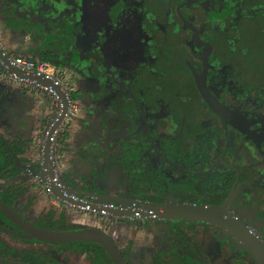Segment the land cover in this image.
Here are the masks:
<instances>
[{"label": "flooded vegetation", "instance_id": "1", "mask_svg": "<svg viewBox=\"0 0 264 264\" xmlns=\"http://www.w3.org/2000/svg\"><path fill=\"white\" fill-rule=\"evenodd\" d=\"M102 1L104 4L101 3V0H0L1 28L4 30V33L7 30H11L16 36L22 35V44L24 42L26 43L28 40L29 45H26L24 52L20 56L33 60H39L37 48L42 46L45 42L40 38H34L25 30L15 31L12 28H6L5 21L7 15L2 13L4 10L9 9L24 18L40 21V23H43V32L48 33V35L55 31L59 34L65 33V37L73 43L72 50H68L66 52V57H64V59L62 58V61L57 65L52 63L48 64L50 67L53 66L56 68L63 63L70 64L72 68L82 64L83 70L81 71V75H83L82 77L85 79L83 81L86 85H82L80 88L75 89L70 86L69 88H66L65 91L68 93V89L78 92L79 95H84L86 93H80L76 89L83 90L84 88H93V91L97 92L99 90L97 77L99 78L100 76L105 78L104 81H106V83L108 82L110 85L109 97L120 92L118 90L116 91V89L123 90V92L121 91L123 98L128 94L135 95L141 93L145 96L147 94L145 98L147 100L149 99V102L146 103V106L139 103L133 108L138 111L141 110V115L139 114L141 118H137L139 119L141 126L140 129H143L146 132L149 131V126L145 122V118L147 119V116L150 114L151 104L155 99L154 93L156 90V88L149 86L148 83H150V80H153L152 78L154 76L161 75L162 81L171 82L177 89V94L179 93L180 96L184 97L181 100L179 99V101H176L175 99V102H177V112L179 109L180 114H184L181 116L178 113L177 118L184 120L187 117L185 114L186 112H189V110H193L196 107L204 108L209 119L203 121L201 130L204 133L207 132L208 128L211 126L210 121L212 119H215L212 122V125L219 121L225 138L224 148L215 159L216 161L213 166L207 170L198 171L196 168H190L192 163L190 161L188 163L187 161L188 167L178 171L183 174L206 176L213 173L215 171L214 168L217 167L225 171L231 170L233 176L230 179L231 182L225 199L215 205L210 202H205L204 199L201 200L199 205H223L222 208L225 212L237 217L238 220L246 226L249 233L257 239H260L264 244V70L251 68L252 64L247 65L248 60L258 62L264 61V36H259L256 32V30L264 32V12L259 11L262 7V0H256L255 3L248 1V3L243 4V6H234L235 9L233 11L235 13L245 12L246 15H241L239 18H237V15L235 17L230 15L225 36L222 40L225 43V52L220 53V55L217 54L221 66L218 72L214 73V76L209 72V60L213 52L211 38H205L202 34L203 29L193 20L191 13L186 11V7L193 3L194 0ZM242 2H244V0H242ZM99 3L101 4L100 7ZM229 6L227 5V14L232 11ZM90 13L92 14V19L88 21L87 15ZM181 15L195 27L200 41L203 42L202 44L197 43L194 38L193 30L182 20ZM63 17L68 18L67 25H63L61 28L52 25ZM178 19L189 29L190 34L184 36V39L179 38L180 41L177 42V47H171V44L167 46L171 40L175 42V33L168 31L170 34L169 39H162L159 35L157 38L152 34V31L155 30H160L158 31L160 33L165 32L166 29H168V26L170 27L176 24ZM251 20L256 21L253 26H249ZM85 21H87V23ZM251 30H254L255 32L254 35L249 37L245 32H250ZM176 35H179V33H176ZM87 41H89V47L88 45H84ZM207 44L210 46V51L207 56V65L204 69V55L207 49ZM247 44H253L250 48L254 50L253 53L246 51ZM183 45L190 46V49L189 47L185 48ZM229 46L231 47L230 50ZM0 47L9 56H14L16 53L14 50L7 52L1 43ZM92 49H97V51H100L103 55L101 60L103 66L100 67V70L97 68L98 71H96L97 73L94 72V76L96 75L94 78L85 74V69L89 66L87 56ZM127 49H130V51H128L130 54L128 59L123 61L122 58L124 57H122L121 54L123 51H127ZM172 49L175 50L171 55L173 56L172 64L171 67L166 68L165 60L167 62V59L170 57L169 53ZM252 55H254L255 59L252 58ZM198 56L201 59L199 67L196 63ZM203 73L204 75H202ZM60 76L68 80V77L65 74L61 73ZM215 76H217V78ZM202 78L205 89L201 83ZM115 81H117L119 88H113V86H111ZM163 95L166 97L165 94ZM173 96H175V94ZM211 98L217 103L219 111L216 109ZM89 99L82 97L77 100ZM74 101L76 103V100ZM153 102L155 105H162L163 103L162 100H156ZM73 109L76 110L78 117L80 108L75 106ZM0 118L2 120L6 117L0 116ZM159 119H167V117L160 116ZM223 121L225 122V127ZM200 133L202 134V132L197 133V137ZM0 134L5 136L1 130ZM55 145L56 143L54 142V148ZM59 152H61V150L56 154ZM202 153L203 150H200L199 154ZM213 153H211V155ZM53 158L56 159L55 156ZM57 161L60 162V160ZM28 162L29 163L27 164L34 166L37 161L30 163L28 160ZM58 162L57 165L59 166L60 163ZM164 163L165 161L162 160L160 163L161 168L164 166ZM173 168L178 169L177 165ZM28 175L36 178L34 174ZM113 175H118L117 177L120 178V171L118 168L115 169ZM25 176H22V178H25ZM106 181L109 182L110 180ZM202 181L206 183V180ZM122 182L125 188L127 184L126 179L122 180ZM1 183L2 181L0 180V184ZM245 183H249L255 188L253 189V197L246 196L245 192L250 190L249 185ZM78 190L80 191L82 189ZM122 198L152 203H167L161 200L152 201L147 196H130ZM169 201L170 202L167 204H180L177 202L178 199L176 195H173ZM28 203L30 204V202ZM17 204L18 203L15 204L14 208L5 205L20 217L37 225L34 221V218L37 215L34 217L26 216L25 207L20 209L17 207ZM183 205L189 204L186 203ZM0 212V232L11 236L14 240H19L18 244L15 245L14 240H3L0 235V264H29L27 262L13 259L20 258V252H30L34 251L33 249H36L35 251H38L41 254L33 255L37 258V260L33 262L36 264H41L42 262L43 264H64V260L68 258L67 255L74 253H81L83 256H86L91 260L90 264H114L107 250L97 242L92 246L75 245L66 247L62 245L61 247L57 246L59 243H44L16 236L9 231L21 234H24L25 231L12 222L1 210ZM113 217L111 219L104 216H101L100 218L98 217L101 223L100 227L85 228H98L103 230L113 240L125 261L126 259L124 258L123 253L129 249L130 262L126 261L127 264H153L155 262L154 255L158 250L167 251L172 247H178L177 243L171 242V230L178 222L169 221L173 223V225L169 226L167 231L162 229V234L158 233V231L153 232V236H155L152 239L155 237L158 238L159 234L162 238L164 235H166L167 238L165 239L164 237V241H161L160 238L159 241L160 244H162H156L155 249L148 247L143 250L141 249V244L139 245L141 239L137 236L141 231L140 224L145 225L149 220L136 221L120 217H116L115 220H112ZM120 219H123L125 222H121ZM181 223H183V221H181ZM131 224L132 226H130ZM156 224H158V222H156ZM67 225L71 226L68 227ZM199 225L201 226L200 229L208 228L207 225ZM115 226L119 227L116 228ZM195 227L196 224L190 223L189 230L185 229L186 231H184V233L186 236L181 239L188 238L187 241L190 245L184 241V245H180V252H176L177 255L187 252L191 257L198 259V255L200 254L199 257L203 259V264H254L252 261L255 262V260L249 255L245 247L236 237L233 236V234L222 230L217 226L218 230L213 232L214 235L219 236L220 240H225L227 236L229 237L227 245L220 247L218 239L216 238L213 240L207 238L205 241H203L205 237L201 239L191 238V236L194 235L192 230ZM63 228L64 229L58 231L83 229L68 224L66 218ZM110 230H114L118 237H115L114 233L110 232ZM204 230H207L208 232L213 231V229ZM122 231H130L128 232L130 233V240L128 241V244H125L124 246L117 244V240L120 237L119 233ZM258 234H262V236H259ZM24 241L30 243L35 242L36 244H39V246L37 245L34 248L29 247L28 245L33 243L29 244ZM20 244H26L27 246H20ZM47 244H55L57 247L45 249V247L40 246H46ZM89 247H92V249ZM2 249L7 252H12L16 256L7 257L6 255H2ZM244 252H246L247 255ZM161 258L165 259L164 254ZM235 258H238V260L235 261ZM240 258L244 261H241ZM230 260L234 261L231 262ZM15 261H18V263Z\"/></svg>", "mask_w": 264, "mask_h": 264}, {"label": "trees", "instance_id": "2", "mask_svg": "<svg viewBox=\"0 0 264 264\" xmlns=\"http://www.w3.org/2000/svg\"><path fill=\"white\" fill-rule=\"evenodd\" d=\"M248 1L255 3L256 0H244V2H242V0H194L193 3L186 7V11L191 13L193 20L203 29L202 34L205 38H211L210 40L213 43V52L209 60V72L213 76L215 72H218L221 66L217 54L220 55V53L225 52V43L222 40L225 36L230 15H233L234 17L237 15V18L241 15H246L245 12H236V14L233 11L235 9L234 6H243V4L248 3ZM227 5H230L229 8L232 10L229 14H227ZM261 6L262 7L259 11L264 12V0H262ZM2 13L7 15L5 21L6 28H12L15 31L25 30L29 35L34 38H40L45 42L42 46L37 48L39 61L57 65L62 61V58L64 59V57H66V52L72 50L73 43L65 37V33L59 34L55 31L48 35V33L43 32V23H40V21L24 18L9 9L4 10ZM67 22L68 18L63 17L52 25L61 28L63 25H67ZM255 23L256 21L251 20L249 26H253ZM158 31H152V34L157 38L159 35L162 39L170 38L168 31L175 33V42L171 40V42L167 44V46L171 44V47L174 48L177 47V42L180 41L179 38L184 39V36L190 34L189 29L183 25L179 19L176 24L170 27L168 26V29H166L165 32L160 33ZM254 32V30H251L250 32L246 31L245 34L250 37L251 35H254ZM256 32L259 36H264V32H260V30H256ZM176 33H179V35H176ZM252 45L253 44H248V48L246 47L247 52H254L253 49H250ZM183 46L185 48L189 47L190 49V46ZM230 49L231 47L229 46V50ZM174 52L175 50L172 49L169 53L170 57L167 59V62L165 60L166 68L171 67L173 60V56L171 55ZM87 58L89 66L85 69V74L94 78L96 76H94V72L98 71L97 68L100 70V67L103 66L101 64L103 55L100 51H97V49H92L89 51ZM252 58L255 59L254 55H252ZM196 63L199 67L201 63L199 56L197 57ZM0 74L8 73L2 70L0 66ZM215 77L217 78V76ZM9 78H11V81H18L22 86L33 85L16 80L12 76ZM152 79L153 80H150L148 85L156 88L154 93L155 99L153 101L162 100L163 103L162 105H155L152 101L150 114L147 116V119L145 118V122L149 126L148 132L140 129L139 119L141 118V110L138 111L137 109H133L139 103L146 106V103L149 102V99L147 100L145 98L147 94L146 96L141 93L135 95L128 94L123 98V90L116 89V91L118 90L120 92L109 97L110 85L108 82L106 83V81H104L105 78L100 76L99 78L97 77L99 85V90L97 92L93 91L89 94L79 95L78 92L67 89L71 103L82 97H85L86 99H89L90 97V101L98 103L101 108L99 109L101 114V124L95 129V133L91 134V139L89 141L86 140L85 143L81 145L83 151L90 156V162L93 164L96 163V167H102L100 171L101 175L99 177L100 180H110L115 169H119L120 180L122 181L126 179L127 181L126 187L124 188V197L147 196L152 201L161 200L169 203L171 197L176 195L178 199L177 202L182 205L187 203L191 206H198L201 200L204 199L205 202H210L213 205L223 201L227 196L229 184L231 182L230 179L233 176L231 170L225 171L215 165L217 167L214 168L215 171L206 176L183 174L178 171L187 168L189 161L192 163L190 168H196L198 171H205L213 166L216 161L215 159L222 151L225 144V138L219 121L216 120L217 122L212 125V122L215 120L212 119L210 121L212 127L210 126L207 132L204 133L201 130L202 123L204 120L209 119L204 108L196 107L193 110H189V112H186L185 116L187 117L184 120L177 118L178 113L180 114V112L179 109L178 112L176 110L177 102H175V99L176 101H179V99L181 100L184 97L180 96L179 93L177 94V89L171 82L162 81L161 75L154 76ZM33 86L45 90L40 86ZM111 86H113V88H119L117 81L113 82ZM25 89L26 88H24V91ZM51 94L56 97L55 99H58L56 94ZM163 94H165L166 97H164ZM174 94L175 96H173ZM58 109H60V107ZM55 111L56 108L53 107L48 115L51 120L57 116ZM183 115L184 114L182 113L181 116ZM160 116H165L167 119H159ZM137 117H139V119ZM77 118L76 110L71 108L56 131L54 138L56 143L53 150L54 154L61 150L60 144L64 143L65 139L68 137L66 130L70 125L69 120ZM199 132H202V134L200 133L197 137V133ZM27 150L28 144L25 138H8L0 134V180L2 181L0 184V199L11 208H14L15 204L18 203L22 195L28 190L16 180L23 179L22 176L27 174H33L30 165L27 164L29 163L27 158L24 157ZM200 150H203L202 154H199ZM211 153L213 154L211 155ZM162 160L165 161L164 166L166 167L163 166L161 168L160 163ZM53 161L54 165L58 162L56 159ZM175 165H177L178 169L173 168ZM31 166L33 169L40 168V165L37 163H35L34 166ZM202 180H206V183ZM249 183H245L249 185L250 190L245 192V194L246 196L253 197V189L255 188ZM64 188H69V185L65 184ZM77 192H81V194H76L77 196H83L82 198H87L89 200H96L95 197L97 194H94L95 196L90 195L89 197V195L86 196L85 194H92L91 192L84 190H77ZM104 202L113 201L107 200ZM34 221L38 226L44 228L62 230L64 228L61 227L60 224H64L65 217H63V215L56 216L55 209L53 210V208H51L47 214L36 216ZM48 222L51 224L48 225ZM190 223L196 224V227L192 230L194 235H192L191 238L201 239L205 237L203 241L207 238H211V240L216 238L218 239L220 247L227 245L229 239L228 236L225 240H220L219 236L214 235L213 232L218 230L217 226L212 225L209 222L204 224L196 221H183V223L180 221L176 223L175 227L171 230V242L177 243L178 247H172L167 251L158 250L154 255L155 262L153 264H203V259L199 257L200 254L198 255V259H195L187 252L181 253L180 255H177L176 253L180 252V245H184V241L190 245L187 241L188 238L181 239L186 236L184 231L189 230ZM199 224L207 225L208 228L200 229L201 226ZM204 229H213V231L208 232ZM27 243H33L31 244L33 245V248L37 246L35 242ZM68 243H75V245L80 246L95 244V242L84 241L59 244L65 246V244ZM3 249L1 250L2 255H6L7 257L16 256L14 253L7 252ZM33 250L34 251L30 252L22 251L19 253L21 259L14 258L13 260L36 264L33 262H35L37 258L33 255L41 254L38 251H35L36 249ZM128 251L129 249L123 253V256L127 262H130V254ZM244 253L247 255L246 252ZM163 254L165 259L161 258ZM240 259L241 261H244L242 258ZM234 260L237 261L238 258H235ZM234 260L230 261L233 262ZM15 262L18 263V261ZM252 262L256 264L254 261ZM41 264H43V262Z\"/></svg>", "mask_w": 264, "mask_h": 264}, {"label": "water", "instance_id": "3", "mask_svg": "<svg viewBox=\"0 0 264 264\" xmlns=\"http://www.w3.org/2000/svg\"><path fill=\"white\" fill-rule=\"evenodd\" d=\"M182 20L187 23L194 33V38L198 44H202L195 27L189 23L182 15ZM206 44V43H205ZM210 51V46L207 44V49L204 55V69L207 65V56ZM0 66L2 70L6 71L10 76L16 80L23 81L25 83L40 86L43 89L54 93L60 100V109L57 116L54 118L50 127L47 130L46 136L43 140L41 148L42 156L36 163L40 165L39 169H33L30 166L33 174L36 178L42 182L46 190L56 198L58 201L72 204L73 206H86L99 210L105 203L104 201H113L116 206L115 209L110 212L111 216H116L124 219L131 220H163V221H196L200 223L209 222L215 226H218L222 230H225L234 237L245 247L249 255L255 260L257 264H264V244L260 239H257L251 233H249L246 226H244L237 217L225 212L222 208L223 205L209 206L208 204H201L199 206L180 205L176 203H152L141 200H133L129 198H119L116 196H104L96 195V199L101 201L89 200L82 198L76 194L75 188H64L65 183L61 181L58 176V171L54 165V137L57 129L61 125L62 121L69 112L71 100L68 93L62 88L59 82L53 79L51 76L44 74H36L35 72H29L21 68L18 65L13 64L12 56L7 55L0 47ZM204 75V73L202 74ZM201 83L205 89L203 78ZM216 109L219 111L217 103L211 98ZM225 127V122L223 121ZM86 196L94 194H85ZM95 196V195H94ZM112 202V203H113ZM0 210L18 227L25 231L21 233H10L44 243H60L67 241H94L101 244L109 253L114 264H127L119 253L113 240L101 229L98 228H83L79 230H51L39 227L33 223L25 220L17 215L9 207H7L0 200Z\"/></svg>", "mask_w": 264, "mask_h": 264}, {"label": "rangeland", "instance_id": "4", "mask_svg": "<svg viewBox=\"0 0 264 264\" xmlns=\"http://www.w3.org/2000/svg\"><path fill=\"white\" fill-rule=\"evenodd\" d=\"M101 3L104 4V2L101 0ZM100 3H99V7H100ZM87 20L90 21L92 19V14H88L87 15ZM87 23V21H85ZM84 22V23H85ZM85 23V24H86ZM0 30H1V20H0ZM6 35H2L1 38H4ZM15 36V34H12L10 36L11 39H13ZM19 38V37H18ZM17 38V39H18ZM7 38H5L6 40ZM9 39V40H11ZM89 41H87L84 45H88L89 47ZM28 43V42H27ZM246 47L248 48V44L246 45ZM130 49H127V51H123L121 56L124 57L122 58L123 61H126L129 57V52ZM247 62V61H246ZM248 64H252L251 68H258V69H262L264 70V61H253V60H248L247 65ZM82 64L80 66L77 67H73L75 69H73L71 67L70 64L68 63H63L61 66L59 67H53L51 66V70H49V75L57 80L60 85L63 87L64 90H66V88H69L70 86L72 88H80L82 85H85V82L83 80H85L81 75V71L82 69ZM249 67V66H248ZM63 73L68 77V80L62 78L60 76V74ZM80 75V76H79ZM11 85V86H10ZM33 87V85H31ZM17 88L15 86H13L11 83L8 82V80L5 77H0V116H4L6 118L2 119L0 118V130L1 132H3V134L6 137H20L22 136L23 138L27 137V139H31L30 141L27 142H33L34 144L30 143L29 149L27 150L26 154H27V160L31 162H36L38 160H40V157L42 156V145H43V140L46 136L47 130L50 127L51 123L53 122V120L51 121V118L49 119L46 113H38L36 112L33 116L32 114V108H31V103L32 102H36L34 101L32 98L34 97L33 95H31L30 93L25 97L20 96L19 93H21V95H25V93H22L21 91L16 90ZM56 96V95H55ZM56 98V97H54ZM58 98V97H57ZM59 99V98H58ZM55 99V101L57 102L56 105H54V107L56 108V113L58 114L59 112V100ZM74 105L70 104V108H74ZM70 110V109H69ZM30 117V119L27 120L26 117ZM94 123H96L97 125L99 124V121L97 119H93ZM24 121V122H23ZM20 122H23V125H20ZM141 127V126H140ZM143 130V129H142ZM56 133L53 135V137L55 138ZM75 134L72 135V137H74ZM69 139V138H68ZM55 142V139H53ZM67 140V139H66ZM71 141V139L69 140ZM61 146V152H59L58 154L55 153V158L57 160H62L63 157H67L69 152L67 148L65 147V144H60ZM60 163V162H58ZM57 171H58V176L60 177L61 181L66 183L65 181H67V177L65 174L61 175L60 172V165L58 166L57 163L55 165ZM63 168V167H62ZM63 170V169H62ZM64 171V170H63ZM62 171V172H63ZM63 173H67L63 172ZM70 173V172H68ZM116 177L118 175H115ZM74 180H76L78 178V175L74 178V176H71ZM81 180V179H79ZM17 182L21 183L24 187H26L28 190L26 192V194L22 195V197L19 199V202L17 204L18 208H24L26 209L25 211V215L28 217H34V216H38V215H45L47 214V212H49V210L51 208H53V210L55 209L56 211V216L57 215H63V217L65 218H69L70 212L66 211V208L64 205L67 206H71L74 208V212H80V208L73 206L72 204L69 203H64L61 201H58L57 199H53L51 197V194L46 190L45 186L42 184V182L35 178V177H31L30 175H26L25 178L21 179V180H16ZM71 181V180H70ZM70 185L73 182H67ZM105 184V183H104ZM68 185V184H67ZM111 184H107L106 186H110ZM104 187V186H99V188ZM95 188L97 189V185L95 186ZM106 190L107 187H106ZM101 191H105V188H102ZM112 193H114V191L112 190ZM30 202V204L28 203ZM61 202V203H60ZM29 204V205H28ZM83 212H87L84 211ZM69 214V215H67ZM93 214V213H92ZM98 213H94L93 215L95 217H101V215H97ZM105 217H109L110 219L113 217L109 216H105ZM116 216L113 217L112 220H115ZM156 222H158V224H156ZM162 222H166V223H162ZM51 224L50 222H48V225ZM151 224H155L157 228H155L154 225ZM163 224V225H162ZM61 227H63L64 224L61 223L60 224ZM161 225L163 226V229H165L167 231V229L169 228V226L173 225V223L169 222V221H155V220H149L147 224L145 225H141L143 226V230L141 228V231L138 233V235H140V239H141V249H146L148 247H151V249H155L156 244H160V238L161 241H164V237L165 239L167 238L166 235L162 236L159 234L158 238H154L152 239L153 236V232L158 231V233H161ZM68 227H70L71 225H67ZM160 227V228H159ZM164 231V230H163ZM110 232L114 233L115 237H118L116 235V233L114 232V230H110ZM130 231H122L121 233H119V238L117 240V244L120 246H124L125 244H128V241L130 240V233H128ZM162 234V233H161ZM0 235L2 237V239L6 240V241H10V240H14V238H12L11 236L5 234V233H1ZM259 236H262V234H258ZM15 245L18 244L19 240L16 239L14 240ZM162 244V243H161ZM160 244V245H161ZM22 244H20L21 246ZM39 246V244H36ZM22 246H27L26 244L22 245ZM29 247H33V245H28ZM46 248H55L57 246H61L62 244L59 245H55V244H47L45 245H40ZM65 246L69 247V246H75V243L72 244H65ZM92 246V245H91ZM90 249H92V247H89ZM64 255V254H63ZM65 256V255H64ZM68 258H66L64 260V264H90V259H88L86 256H83L81 253H74V254H68L67 255ZM94 260V259H93ZM93 263V262H92Z\"/></svg>", "mask_w": 264, "mask_h": 264}, {"label": "crops", "instance_id": "5", "mask_svg": "<svg viewBox=\"0 0 264 264\" xmlns=\"http://www.w3.org/2000/svg\"><path fill=\"white\" fill-rule=\"evenodd\" d=\"M12 34H15V33L11 30H7L4 33V30L1 28L0 43L7 52H9L10 50H14L16 52L14 57L20 56L24 52L26 45H29V42L27 40L26 43L24 42L22 44V41H21L22 35L16 36L15 34L14 38L11 39L10 36ZM2 35H6V36L4 38H1ZM5 38L7 39L5 40ZM0 77H5L9 83H11L13 86L17 88L16 90L21 91L22 93H25V95L23 94L21 95V93H19L20 96L25 97L26 94L28 95L29 93L34 96L32 99L36 102L31 103V108H32L31 111H32L33 116L36 112L38 113L44 112L47 115H49V113L51 112V109L54 107V105L57 104L54 96H52V94L48 91L41 90L40 88H37L35 86L33 87L26 86V85L22 86V84H20L18 81H11L10 80L11 78H9L10 76L8 74H0ZM24 88H26L25 91H24ZM76 90L79 91L80 93H86V94L93 92V88H90V89L84 88L83 90H80V89H76ZM71 105L79 107L80 113L77 119L69 120L70 125L68 126L66 130L68 137L66 138L67 140L65 139L64 141V144H65L64 148L68 149L69 154L67 157L64 156L63 159L60 160L61 167H59L61 175L65 174L67 177V181H65L66 182L65 184H68L69 187L71 188H75L77 190L82 189L84 191L91 192L93 194L124 197L125 196L124 184H122L123 182L120 180V178L113 175L111 176L109 182L105 180H100L99 177L101 175L100 171L102 167L100 168L96 167L97 165L96 163L93 164L92 162H90V156H88L87 153L83 151V147L81 146L83 143H85L86 140L89 141L91 139V134L95 133V129L98 128L101 124V114L99 112V109L101 108L99 104L92 102L89 99V100H76V103L74 101L71 103ZM30 117L29 116L26 117L27 120L30 119ZM48 118L50 119V117ZM94 118L99 121L98 125L93 122ZM23 122H20V125H23ZM73 134H75L74 137H72ZM25 139H27V137H25ZM70 139L71 141H69ZM27 140L30 141L31 139H27ZM30 143H33V142H28V145H30ZM24 156L27 157V154H25ZM66 170H67V173H63V172H66ZM77 175H78V178L76 180H74L71 177V176H74L75 178ZM67 182H73V183L70 185ZM107 184H111V185L106 186ZM96 185H97V189L95 188ZM99 186H104V187L99 188ZM106 187L108 190H106ZM102 188H105V191H101ZM112 190L114 191V193H112ZM95 201L99 202L100 200L96 199ZM64 206L66 208V211L70 212V215H71L69 218L68 217L66 218V221L68 224H72V226L74 227L76 226L78 228L100 227L101 226L99 218L95 217L93 215L94 213L92 214L91 212H83V210H80V212L77 213L73 211L74 210L73 207L67 206V205H64ZM101 216L105 217V215H101ZM120 221L123 223L125 222L123 219H120ZM162 223H166V222H162ZM141 225H144V224H140V226ZM151 225H154L155 228L158 227V226L156 227L155 224H151ZM162 225H161V230L163 229ZM130 226H132V224ZM115 227L118 228L119 226H115ZM141 228L143 230V226H141ZM137 237H140V235H138ZM140 244L141 243H139V245Z\"/></svg>", "mask_w": 264, "mask_h": 264}, {"label": "built area", "instance_id": "6", "mask_svg": "<svg viewBox=\"0 0 264 264\" xmlns=\"http://www.w3.org/2000/svg\"><path fill=\"white\" fill-rule=\"evenodd\" d=\"M12 62L13 64L18 65L21 68L25 69L26 71L29 72L31 71V72H35L36 74H44L50 76L49 70H51V67L47 62L33 60L30 58H24L22 56L13 57ZM115 206H116L115 203L108 202L105 203V205H103L99 210L92 209L90 208L89 205L79 206V208L87 212L98 213L99 215H110V212L115 209Z\"/></svg>", "mask_w": 264, "mask_h": 264}]
</instances>
